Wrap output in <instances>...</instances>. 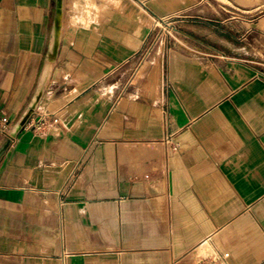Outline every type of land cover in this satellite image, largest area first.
Masks as SVG:
<instances>
[{
    "label": "crops",
    "instance_id": "obj_1",
    "mask_svg": "<svg viewBox=\"0 0 264 264\" xmlns=\"http://www.w3.org/2000/svg\"><path fill=\"white\" fill-rule=\"evenodd\" d=\"M74 1L0 0V264H264V0Z\"/></svg>",
    "mask_w": 264,
    "mask_h": 264
},
{
    "label": "rangeland",
    "instance_id": "obj_2",
    "mask_svg": "<svg viewBox=\"0 0 264 264\" xmlns=\"http://www.w3.org/2000/svg\"><path fill=\"white\" fill-rule=\"evenodd\" d=\"M90 1L91 0H75L73 7H69V13L72 14L71 24H73V25H81V24L90 25L91 24L90 20L92 19V16L94 19H96V15L103 14V13L107 12V10H109L108 8L107 9L105 8V10L100 9V7L97 8L98 5L96 3H95L96 5H95L94 2L92 3ZM92 1H94V0H92ZM96 1L100 2V1H104V0H96ZM89 2L91 5L89 4ZM61 5L63 7V18H64L63 0H61ZM115 8H118V6H116ZM174 21H175V19L174 20L171 19L167 22H160V26H161L162 31H165L168 35H170L174 29V25H175ZM253 55H254L256 61L262 62L261 58L264 59V54H262L261 51H255ZM34 108L35 107L31 108L30 111H32Z\"/></svg>",
    "mask_w": 264,
    "mask_h": 264
},
{
    "label": "built area",
    "instance_id": "obj_3",
    "mask_svg": "<svg viewBox=\"0 0 264 264\" xmlns=\"http://www.w3.org/2000/svg\"><path fill=\"white\" fill-rule=\"evenodd\" d=\"M163 20L160 19V22ZM57 122V118L52 119L51 123ZM9 124V119L5 116L0 115V131H6L7 125ZM50 122L47 119L46 113H41L38 120L34 124V129L37 131L43 130Z\"/></svg>",
    "mask_w": 264,
    "mask_h": 264
},
{
    "label": "bare ground",
    "instance_id": "obj_4",
    "mask_svg": "<svg viewBox=\"0 0 264 264\" xmlns=\"http://www.w3.org/2000/svg\"><path fill=\"white\" fill-rule=\"evenodd\" d=\"M90 2H94V4L96 3L95 2V0L94 1H90ZM90 2H89V4H90ZM103 1H101V3H102ZM106 2V1H105ZM109 2V1H108ZM100 3V4H101ZM97 4V3H96ZM95 4V5H96ZM91 5V4H90ZM98 5V4H97ZM98 7H100V9H104L105 10V8L107 9V8H110V6L107 4V3H102L101 5H98L97 6V8ZM99 11V10H98ZM108 11V10H107ZM34 100V99H33ZM33 102V101H32ZM32 104V103H31ZM31 106V105H30ZM30 106L28 107V109H27V111H26V113H25V115L22 117V119L19 121V123H17L16 124V126H15V129H14V133L16 132V130L24 123V121L27 119V117L29 116V114L31 113V111L28 113V110H29V108H30Z\"/></svg>",
    "mask_w": 264,
    "mask_h": 264
},
{
    "label": "water",
    "instance_id": "obj_5",
    "mask_svg": "<svg viewBox=\"0 0 264 264\" xmlns=\"http://www.w3.org/2000/svg\"><path fill=\"white\" fill-rule=\"evenodd\" d=\"M34 112V109L31 111V113L29 114V116L27 117V119L24 121V123L16 130V132L15 133H12L13 135H15L16 133H17V131L19 130V129H21L22 127H23V125H25V123L27 122V120L29 119V117L31 116V114ZM17 123H19V121L17 122ZM16 123V124H17Z\"/></svg>",
    "mask_w": 264,
    "mask_h": 264
}]
</instances>
